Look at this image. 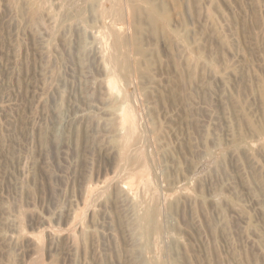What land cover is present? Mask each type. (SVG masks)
Segmentation results:
<instances>
[{"label":"rangeland","instance_id":"1","mask_svg":"<svg viewBox=\"0 0 264 264\" xmlns=\"http://www.w3.org/2000/svg\"><path fill=\"white\" fill-rule=\"evenodd\" d=\"M156 261L264 264V0H0V264Z\"/></svg>","mask_w":264,"mask_h":264},{"label":"bare ground","instance_id":"2","mask_svg":"<svg viewBox=\"0 0 264 264\" xmlns=\"http://www.w3.org/2000/svg\"><path fill=\"white\" fill-rule=\"evenodd\" d=\"M102 1V0H101ZM104 1V0H103ZM143 5V4H142ZM17 8H19V6L17 7ZM36 9H37V7H35ZM106 8V7H105ZM109 9V8H108ZM82 15V14H81ZM64 23V22H63ZM61 26V25H60ZM59 26V27H60ZM114 29V28H113ZM111 30V29H110ZM109 32V31H108ZM112 33H113V30H112ZM116 33V32H115ZM114 34V33H113ZM117 34V33H116ZM118 35V34H117ZM115 36V35H114ZM120 37V36H119ZM106 39V38H105ZM119 39V38H118ZM111 42H112V40H111ZM118 42V41H117ZM113 45V44H112ZM121 45V44H120ZM119 46V45H118ZM112 47V46H111ZM114 47V46H113ZM118 48V47H117ZM102 49V48H101ZM106 50H108V49H106ZM105 50V51H106ZM116 50V49H115ZM125 50V49H124ZM117 51H119L120 52V50L118 49ZM116 51V52H117ZM112 52V51H111ZM115 51L113 52V54L114 53H116ZM118 52V53H119ZM118 53H116V54H118ZM112 54V55H113ZM110 57H111V60L113 59L114 61H115V58L114 57H116V55H113V58H112V56L110 55ZM107 59V58H106ZM110 60V61H111ZM116 60H118V57L116 58ZM113 62V61H112ZM114 63V62H113ZM116 63V62H115ZM114 63V64H115ZM114 67V66H113ZM124 78V77H123ZM122 78V79H123ZM116 79V78H115ZM121 80V79H120ZM123 81V80H122ZM125 81V80H124ZM124 81H123V83H124ZM121 82V81H120ZM126 83V82H125ZM110 84H114V83H110ZM111 86V85H110ZM122 86V85H121ZM124 86V85H123ZM113 87V86H112ZM114 87H115V84H114ZM117 87H115V90H117L116 89ZM114 93V92H113ZM115 93H116V91H115ZM119 98V97H118ZM130 99H132V98H130ZM129 99V100H130ZM129 102V101H128ZM128 104V103H127ZM126 105V104H125ZM128 106V105H127ZM131 107V106H130ZM130 107L128 108H126V107H124L123 106V109L124 108H126V110L125 111H122V113L124 112V116H123V119H121V117L119 116V118H120V120L122 121V123H121V125L120 126H122V131L124 130L125 132H124V134H125V136H124V139H123V141H122V144H121V149H123L122 151H120V152H122V157H121V159H122V163L120 164V165H122L123 166V168H125V167H127L128 165H130L134 160H136L137 158H139V157H141L142 155H143V152L142 151H140V150H136V151H138V152H135V153H133L134 152V150H133V148H132V140H133V138H135V140L136 141H140V137L137 135V132H138V127H140L138 124L139 123H137L138 121H136V116H137V114H136V116H134V113H133V111L130 109ZM121 113V112H120ZM122 115V114H121ZM120 122V121H119ZM117 126H119V125H117ZM118 128V127H117ZM141 128V127H140ZM139 128V130H141ZM121 130V129H120ZM142 132H143V129L141 130ZM140 132V131H139ZM123 133V132H122ZM143 133H141L140 135H142ZM143 137H144V135H143ZM117 139H119V138H117ZM141 141H143V139L141 140ZM145 141H146V137H145ZM144 142V141H143ZM118 143H119V141H118ZM120 143H121V141H120ZM119 145V144H118ZM137 146V145H136ZM136 146H135V148L134 149H136ZM120 149V150H121ZM132 150H133V152H132ZM120 152H119V155H120ZM120 159V158H119ZM121 162V161H120ZM145 174V173H144ZM153 187V186H152ZM126 190H128L127 188H125ZM142 216V215H141ZM140 217V216H139ZM138 222V221H137ZM158 222V221H157ZM159 224V223H158ZM138 227V230H139V233H140V236L142 237V239L145 241L144 242V244H145V247H149V244H150V238H151V232H152V227H153V229H156V231L160 228V225H159V227H158V225H157V223H156V218H155V211H154V209H149V210H147L146 212H145V214H144V216L139 220V225L137 226ZM157 232H160V231H157ZM152 244V243H151ZM157 262V261H156ZM156 264H163L161 261H158Z\"/></svg>","mask_w":264,"mask_h":264}]
</instances>
